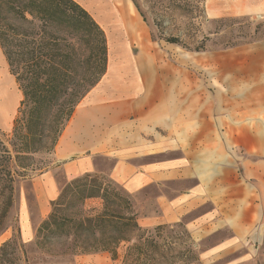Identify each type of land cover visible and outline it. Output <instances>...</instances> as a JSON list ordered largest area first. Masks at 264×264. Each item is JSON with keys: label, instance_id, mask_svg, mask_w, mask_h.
Returning a JSON list of instances; mask_svg holds the SVG:
<instances>
[{"label": "rangeland", "instance_id": "rangeland-1", "mask_svg": "<svg viewBox=\"0 0 264 264\" xmlns=\"http://www.w3.org/2000/svg\"><path fill=\"white\" fill-rule=\"evenodd\" d=\"M75 1L105 33L106 69L109 47L123 33L103 11L125 1L135 14L140 35L124 37L132 65L121 84L132 98L161 104L160 123L143 136L159 144L162 159L175 157L176 164L161 181L125 188L108 176L110 161L94 157L97 171L91 173L111 179L129 196L139 225L120 242L115 260L108 252L87 263L72 251L71 238L50 241L43 249L35 245L36 229L56 199L54 189L61 191L71 180L63 163L54 160V149L37 153L33 167L14 176L7 212L6 194L0 191V244L18 237L28 264H264V218L259 220L257 212L255 228L235 240L236 232L231 236L221 225L230 197H219V192L230 191L245 220L253 215L252 202L257 211L264 208V0ZM251 1L263 7L247 5ZM21 98L0 50L4 141L11 135ZM137 112L142 114V109ZM243 192H248L246 198ZM102 207V200L88 199L82 206L63 209L76 215L77 209ZM231 238L235 241L225 245Z\"/></svg>", "mask_w": 264, "mask_h": 264}, {"label": "trees", "instance_id": "trees-1", "mask_svg": "<svg viewBox=\"0 0 264 264\" xmlns=\"http://www.w3.org/2000/svg\"><path fill=\"white\" fill-rule=\"evenodd\" d=\"M0 50L22 94L8 141L0 134V191L7 212L14 176L33 167L35 154L54 149L79 100L106 72L107 43L101 26L75 0H0ZM88 199L102 200L103 207L64 212ZM137 225L129 196L111 179L85 172L53 200L35 245L43 249L71 238L74 254L105 251L115 259ZM0 264H28L18 237L0 244Z\"/></svg>", "mask_w": 264, "mask_h": 264}, {"label": "crops", "instance_id": "crops-1", "mask_svg": "<svg viewBox=\"0 0 264 264\" xmlns=\"http://www.w3.org/2000/svg\"><path fill=\"white\" fill-rule=\"evenodd\" d=\"M249 4H252L255 9L262 6V4L259 5L253 1L247 5ZM253 8H249V10ZM103 13L107 19H114L117 26H120L123 40L120 39L115 42L114 47L113 45L109 47L108 68L101 79L76 105L58 137L53 151L54 160L63 163L68 179H72L85 172H96L97 166L94 157H101L110 161L112 165L107 170V174L112 180L123 184L125 188L140 189L150 181H161L164 177L170 176L176 159L175 157L168 160L162 159L159 144L147 141L143 136L145 130L151 131L160 123L161 117L158 113L161 110V104L158 102L148 103L147 98L142 96L132 98L129 88L121 84L122 80L126 78L123 75H126L125 72L132 65L124 37L125 35L128 38L139 37L138 19L125 1L119 2L115 8L105 9ZM138 108L142 109V114H138ZM59 190V187L54 189L55 198L59 195ZM247 194L248 192H243L242 196L246 198ZM189 195L187 192L185 193V196ZM222 195L230 197V199L225 201L227 206L222 208L225 220L221 225L232 231L231 236H233V231L236 232L235 240L240 238V234L246 237L258 222L257 212L259 220L264 218V208L257 211L258 205L256 206V203L252 202L250 214L253 215L249 217V220H245L242 211H239V206L235 204L231 192L226 191L223 194L219 192V197ZM260 195L261 201H263L264 187L263 193ZM172 204L175 205V202ZM26 229L25 222L24 230ZM31 234L33 233L31 232ZM235 240L231 238L225 245L233 243ZM222 250L224 251L226 248H222ZM104 253L109 254L105 251L83 253L78 255V258L87 263H94ZM203 257L207 259V256ZM109 259L115 260L110 255ZM228 264L233 263L229 262Z\"/></svg>", "mask_w": 264, "mask_h": 264}, {"label": "bare ground", "instance_id": "bare-ground-1", "mask_svg": "<svg viewBox=\"0 0 264 264\" xmlns=\"http://www.w3.org/2000/svg\"><path fill=\"white\" fill-rule=\"evenodd\" d=\"M3 109H4V110H3ZM3 109H1V110H2L1 112H2V113L5 111V108H3Z\"/></svg>", "mask_w": 264, "mask_h": 264}]
</instances>
